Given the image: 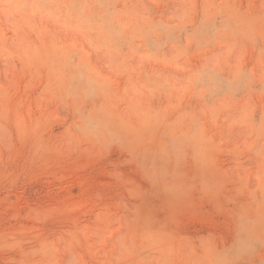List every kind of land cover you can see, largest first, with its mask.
<instances>
[{"label": "rangeland", "instance_id": "obj_1", "mask_svg": "<svg viewBox=\"0 0 264 264\" xmlns=\"http://www.w3.org/2000/svg\"><path fill=\"white\" fill-rule=\"evenodd\" d=\"M0 264H264V0H0Z\"/></svg>", "mask_w": 264, "mask_h": 264}]
</instances>
